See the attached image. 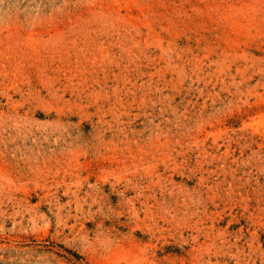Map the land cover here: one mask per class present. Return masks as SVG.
Here are the masks:
<instances>
[{"label": "rangeland", "instance_id": "rangeland-1", "mask_svg": "<svg viewBox=\"0 0 264 264\" xmlns=\"http://www.w3.org/2000/svg\"><path fill=\"white\" fill-rule=\"evenodd\" d=\"M0 264H264V0H0Z\"/></svg>", "mask_w": 264, "mask_h": 264}]
</instances>
